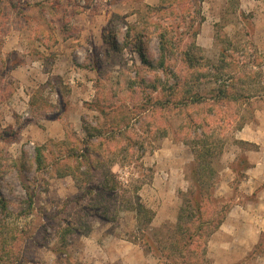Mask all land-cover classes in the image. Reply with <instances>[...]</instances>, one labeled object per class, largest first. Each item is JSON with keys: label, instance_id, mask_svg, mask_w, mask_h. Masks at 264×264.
I'll list each match as a JSON object with an SVG mask.
<instances>
[{"label": "rangeland", "instance_id": "1", "mask_svg": "<svg viewBox=\"0 0 264 264\" xmlns=\"http://www.w3.org/2000/svg\"><path fill=\"white\" fill-rule=\"evenodd\" d=\"M188 120L222 150L213 195L232 224L174 254ZM110 173L121 189L101 193ZM0 191V264L164 263L154 248L174 264H264V0H0Z\"/></svg>", "mask_w": 264, "mask_h": 264}, {"label": "trees", "instance_id": "2", "mask_svg": "<svg viewBox=\"0 0 264 264\" xmlns=\"http://www.w3.org/2000/svg\"><path fill=\"white\" fill-rule=\"evenodd\" d=\"M139 55L141 57V61L143 63H147L146 58L144 57V54L142 52H139ZM219 93L222 94V96H225L226 98H232L228 94V90L222 88L219 90ZM190 102L193 104H199L204 100L203 95H195L191 96ZM235 100H238V98H234ZM185 100H181V102L174 103L176 107H181L183 106ZM212 104H215L218 102L216 99H211ZM171 104V103H169ZM103 114V112H101ZM188 125L190 124L191 126L197 128V139H194L195 136H192L191 140L188 142L187 140H181L180 141L187 145L190 150L192 155L194 156V161L195 165L193 169L190 171V177H191V188L187 191L186 194H183V199H182V206L179 209V213L177 216V224L174 227V230L172 234L169 236V249L174 253H178L177 250L181 249V247L184 248H189L192 247L194 244L197 246L196 250L191 251V254L198 252V249H200L202 246V239L203 238H208L210 235L217 230L221 224L223 223L225 219V215L227 214V209L229 208L228 205H220L216 198L213 195V188L215 186V171L213 170L211 164L215 158L219 157L222 153L221 148H219L218 143L215 141V137L211 134V132H207L205 130H202L201 125H197L191 120H188ZM197 125V126H194ZM203 124V123H201ZM190 126L184 127L185 129L183 130L184 133L189 132ZM241 128V127H239ZM93 131L96 135L91 136L90 132H88L87 138H92L100 135V132L96 129L93 128ZM192 131V130H191ZM189 135V134H188ZM175 137L179 139V135L175 134ZM88 141V140H87ZM84 143V141L82 142ZM74 150H78L79 154L76 156L75 161L78 163L77 170L79 171L82 169V166L86 165L83 169V172H79V177L87 178V176L91 175V172L94 168L92 161V155L90 151L88 150V147L84 146L82 144V149L80 148H75ZM35 163L37 167H41L43 163V157L40 154V150H37V154L35 156ZM111 178L106 180L103 186H101V193L104 194H109V193H115L119 192L121 189L120 183L115 179L112 173H110ZM205 184V186H204ZM126 191L128 189L124 188ZM208 190V194H205V192ZM126 191H124L126 193ZM90 193V192H89ZM88 195V193H87ZM89 195H92L90 193ZM129 204V210L134 211L136 214L138 213H149V210L141 205H134L132 204L131 200L125 201V203ZM210 204V210L206 212V209L208 208V205L205 206L204 204ZM0 207L1 210H5L6 205L3 200V197L1 195L0 191ZM94 208L88 206L87 207V212H92ZM89 210V211H88ZM148 224L151 223V217H148ZM76 225V224H75ZM195 225V226H194ZM185 226V229H183ZM211 228L209 231L208 229ZM72 226H67L66 228L62 229V236L60 238L63 243L65 242L64 235L66 233H72L76 232L73 230ZM182 230V231H181ZM183 236V241L185 242L184 246H181L178 244V240ZM180 237V238H179ZM204 240V239H203ZM205 241V240H204ZM198 243V244H197ZM176 247V250H175ZM151 250L153 247L150 244ZM153 251H155L157 254L161 255V258L164 257L165 262L162 264H174V261L172 260L173 253L170 254V256L164 255L162 256V252L160 249L154 248ZM160 258V257H159ZM160 258V259H161Z\"/></svg>", "mask_w": 264, "mask_h": 264}, {"label": "crops", "instance_id": "3", "mask_svg": "<svg viewBox=\"0 0 264 264\" xmlns=\"http://www.w3.org/2000/svg\"><path fill=\"white\" fill-rule=\"evenodd\" d=\"M229 219L230 218H227V220L224 222V224L223 225H221V228L213 235V237H212V239H214V236H216V235H222V231H223V229H224V227H227V228H229L230 226H231V224L232 223H230L229 222ZM236 231L238 230V228L236 227V229H235ZM263 232L264 230H263V228L262 229H259L258 231H257V233L259 234L260 232ZM221 238H223V236H220ZM258 237V236H257ZM257 239V238H256ZM216 240H214V242H215ZM236 241V240H235ZM256 242V240L254 241V243ZM237 243H240V242H238V238H237ZM237 245H239V244H237ZM217 262V260H214V262H213V264H215Z\"/></svg>", "mask_w": 264, "mask_h": 264}]
</instances>
